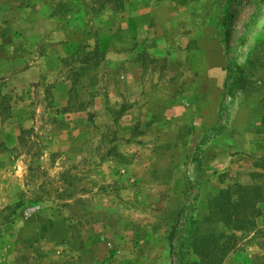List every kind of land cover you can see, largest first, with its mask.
Here are the masks:
<instances>
[{
    "label": "rangeland",
    "instance_id": "1",
    "mask_svg": "<svg viewBox=\"0 0 264 264\" xmlns=\"http://www.w3.org/2000/svg\"><path fill=\"white\" fill-rule=\"evenodd\" d=\"M49 2L87 28L64 56L39 23L38 63L2 29L27 54L0 74V264H182L194 218L224 233L223 264H264V202L248 231L201 221L216 184L264 190V155L215 163L264 130V0ZM233 63L248 76L229 95Z\"/></svg>",
    "mask_w": 264,
    "mask_h": 264
},
{
    "label": "crops",
    "instance_id": "2",
    "mask_svg": "<svg viewBox=\"0 0 264 264\" xmlns=\"http://www.w3.org/2000/svg\"><path fill=\"white\" fill-rule=\"evenodd\" d=\"M50 11L51 4L49 0H0V48L2 47L1 49H7L4 50V53L7 54V57H3L0 55L1 75H4L3 73L9 75L7 74L6 70V65L9 64V61H12V63L17 62L19 61V58L21 59L22 54H24V52H27V50H23L21 53L20 51H18L17 55H15V53L13 54L15 49L11 51L8 48V45H10L9 43L12 41V39H5L2 32L3 27L10 28V31H12V33L18 34L22 39V37L24 38V35H26V37L28 38V35L32 36L36 34L37 31L33 32L31 30H33L34 27L37 28L39 23H42L40 24L43 26V32L41 35V39L43 42L41 45H43V43L45 47H49V45H52V47H56L55 52H59L61 55L64 56L73 54L76 48V44H78V42L80 41L79 37H81L80 35L82 34V31H85V29L87 28L86 25L88 20L87 17L84 16L85 13H81V10L76 9L75 7L69 9V16L67 17H60L56 14L51 13ZM68 27H71V29L76 28V31H66V33H64L63 28L69 29ZM61 32L64 34L63 36H61ZM21 33H23V36L21 35ZM49 36L50 38H53V42L54 38L56 37V39H58L57 42L55 41L54 43H52L49 39ZM25 39L26 38L22 40L24 41L23 45L24 47H29V52H32V56L37 59L36 63H38L39 61L41 62V60L47 58L44 55H39L38 53H36L35 45L38 46L37 44H34L33 46L31 44L30 47L27 45V41L25 42ZM11 46L13 48V45ZM9 54H12V57H8L10 56ZM88 67V71H91L90 66ZM39 68L40 67L38 65H34L31 63V67H28V65H24L23 68L17 70V73H15L14 75L16 76L18 74L27 75L29 73H36ZM6 78L9 77L6 76ZM261 126L264 127V123L261 124ZM245 138H247L248 140H243V148H241L240 154L238 153L235 156H231L226 161L225 158L227 153H221L217 156V158L215 159V163L220 169L217 170L219 171L218 173L238 169V166H235L238 165L237 162L235 163V161L233 162L230 159H236V157H239V161H244L246 156L249 157L250 154L264 155V130L259 133V135L254 137L249 133H246ZM257 141H260L261 144L258 148L255 146L256 143H259ZM216 185L217 189L223 188V185Z\"/></svg>",
    "mask_w": 264,
    "mask_h": 264
},
{
    "label": "trees",
    "instance_id": "3",
    "mask_svg": "<svg viewBox=\"0 0 264 264\" xmlns=\"http://www.w3.org/2000/svg\"><path fill=\"white\" fill-rule=\"evenodd\" d=\"M118 1L123 3L122 0ZM227 71V93L233 95L237 90H244L248 76L246 68L233 63L228 65ZM262 202L263 186L235 183L220 189L209 198L208 211L201 221L207 224L221 222L233 232L248 231L256 226L257 218L262 215L259 206ZM192 223L195 224V229L187 237L182 264H223L228 253V241L222 240L224 233L217 235L212 231H200V225L195 218Z\"/></svg>",
    "mask_w": 264,
    "mask_h": 264
}]
</instances>
